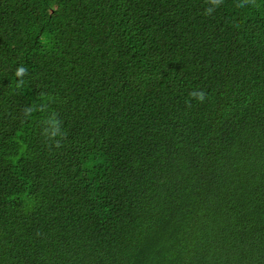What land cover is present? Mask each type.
<instances>
[{"label": "trees", "instance_id": "1", "mask_svg": "<svg viewBox=\"0 0 264 264\" xmlns=\"http://www.w3.org/2000/svg\"><path fill=\"white\" fill-rule=\"evenodd\" d=\"M0 264H264V0H0Z\"/></svg>", "mask_w": 264, "mask_h": 264}, {"label": "clouds", "instance_id": "2", "mask_svg": "<svg viewBox=\"0 0 264 264\" xmlns=\"http://www.w3.org/2000/svg\"><path fill=\"white\" fill-rule=\"evenodd\" d=\"M26 71V69H24L23 67H21L20 69H18L17 71V75L20 76L22 75L24 72ZM190 96H192L193 98L199 100V101H203L205 99V93L203 91L200 92H192L190 93Z\"/></svg>", "mask_w": 264, "mask_h": 264}]
</instances>
